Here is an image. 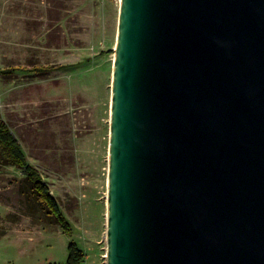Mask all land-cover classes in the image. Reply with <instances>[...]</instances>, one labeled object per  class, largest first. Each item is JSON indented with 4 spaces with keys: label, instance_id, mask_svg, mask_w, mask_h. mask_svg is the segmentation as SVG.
<instances>
[{
    "label": "water",
    "instance_id": "water-1",
    "mask_svg": "<svg viewBox=\"0 0 264 264\" xmlns=\"http://www.w3.org/2000/svg\"><path fill=\"white\" fill-rule=\"evenodd\" d=\"M106 264H264V0H120Z\"/></svg>",
    "mask_w": 264,
    "mask_h": 264
},
{
    "label": "rangeland",
    "instance_id": "rangeland-1",
    "mask_svg": "<svg viewBox=\"0 0 264 264\" xmlns=\"http://www.w3.org/2000/svg\"><path fill=\"white\" fill-rule=\"evenodd\" d=\"M120 0H0V121L69 222L0 152V264H106L111 82Z\"/></svg>",
    "mask_w": 264,
    "mask_h": 264
},
{
    "label": "trees",
    "instance_id": "trees-1",
    "mask_svg": "<svg viewBox=\"0 0 264 264\" xmlns=\"http://www.w3.org/2000/svg\"><path fill=\"white\" fill-rule=\"evenodd\" d=\"M0 152L7 163L24 168L26 178L32 184L33 190L37 193V198L47 205L61 228L67 233L71 232L69 222L60 212L55 199L49 194V190L43 183L40 174L32 165L27 163L25 153L20 147L18 140L3 121H0ZM68 252L66 264H80L82 262L84 252L75 241L71 240L68 243Z\"/></svg>",
    "mask_w": 264,
    "mask_h": 264
},
{
    "label": "bare ground",
    "instance_id": "bare-ground-1",
    "mask_svg": "<svg viewBox=\"0 0 264 264\" xmlns=\"http://www.w3.org/2000/svg\"><path fill=\"white\" fill-rule=\"evenodd\" d=\"M115 42H116V40H115ZM115 47V46H114ZM113 66V65H112ZM112 73V72H111Z\"/></svg>",
    "mask_w": 264,
    "mask_h": 264
}]
</instances>
